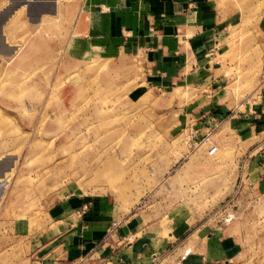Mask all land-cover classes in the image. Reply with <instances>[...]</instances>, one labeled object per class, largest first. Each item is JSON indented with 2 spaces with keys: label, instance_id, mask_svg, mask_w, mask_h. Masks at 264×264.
<instances>
[{
  "label": "rangeland",
  "instance_id": "obj_1",
  "mask_svg": "<svg viewBox=\"0 0 264 264\" xmlns=\"http://www.w3.org/2000/svg\"><path fill=\"white\" fill-rule=\"evenodd\" d=\"M215 1L231 23L217 56L221 118L193 83L149 86L139 67L97 43L84 52L69 19L7 35L18 45L11 59L0 40V264L37 261L34 243L66 196L104 202L120 216L172 209L171 239L181 234L157 264L174 263L192 237L231 225L245 252L226 264H264L252 173L264 139L244 140L227 123L264 89V0ZM204 137L217 146L212 157L199 145Z\"/></svg>",
  "mask_w": 264,
  "mask_h": 264
},
{
  "label": "crops",
  "instance_id": "obj_2",
  "mask_svg": "<svg viewBox=\"0 0 264 264\" xmlns=\"http://www.w3.org/2000/svg\"><path fill=\"white\" fill-rule=\"evenodd\" d=\"M48 17L72 21L68 34L72 41L85 38L80 44L83 51L97 43L134 63L146 85L166 89L193 83V88L202 90V100L211 97L215 117L227 112L217 56L222 31L231 23L221 16L215 0H0V40L11 51L9 59L18 52V45L10 44L7 35L40 28L42 19ZM260 79L264 80L263 72ZM243 101L238 106L243 111L234 112L228 127L244 140L264 139V89L248 94ZM199 107L195 114H205L206 105ZM252 173L263 240L264 152ZM83 205L86 210L80 213ZM151 211L120 216L104 202L61 197L47 215L51 237L44 233L40 235L43 241L34 243L39 246L34 264H157L181 233L171 239L172 209L163 207L159 217ZM244 244L236 226L217 228L204 237H192L175 262L165 264H226L243 257Z\"/></svg>",
  "mask_w": 264,
  "mask_h": 264
},
{
  "label": "built area",
  "instance_id": "obj_3",
  "mask_svg": "<svg viewBox=\"0 0 264 264\" xmlns=\"http://www.w3.org/2000/svg\"><path fill=\"white\" fill-rule=\"evenodd\" d=\"M199 145L203 146L205 148V155L207 157H212L217 152V147L211 143L208 137H204L200 140ZM86 210V206L83 205L80 209V213H84ZM115 224H112L114 226Z\"/></svg>",
  "mask_w": 264,
  "mask_h": 264
}]
</instances>
